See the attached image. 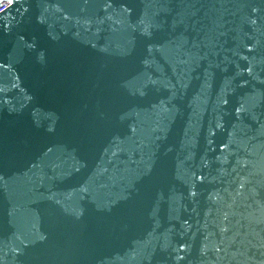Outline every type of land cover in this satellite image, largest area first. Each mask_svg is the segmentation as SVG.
Masks as SVG:
<instances>
[{
	"label": "water",
	"instance_id": "obj_1",
	"mask_svg": "<svg viewBox=\"0 0 264 264\" xmlns=\"http://www.w3.org/2000/svg\"><path fill=\"white\" fill-rule=\"evenodd\" d=\"M0 264H264V0H0Z\"/></svg>",
	"mask_w": 264,
	"mask_h": 264
},
{
	"label": "built area",
	"instance_id": "obj_2",
	"mask_svg": "<svg viewBox=\"0 0 264 264\" xmlns=\"http://www.w3.org/2000/svg\"><path fill=\"white\" fill-rule=\"evenodd\" d=\"M7 6H3L2 8H0V12H2L4 9H6Z\"/></svg>",
	"mask_w": 264,
	"mask_h": 264
}]
</instances>
